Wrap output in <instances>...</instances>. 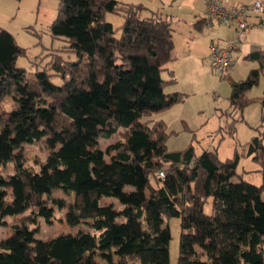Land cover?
<instances>
[{"label": "trees", "instance_id": "trees-1", "mask_svg": "<svg viewBox=\"0 0 264 264\" xmlns=\"http://www.w3.org/2000/svg\"><path fill=\"white\" fill-rule=\"evenodd\" d=\"M144 9L116 0H58L49 32L68 44L49 53L48 68L35 77L16 66L25 50L0 30V226L15 218L12 233L0 240V264H100L98 257L105 264L135 258L169 264L165 216L180 218L177 264H264V168L260 185L233 182L237 153L221 160L212 151L196 154L192 145L169 151L163 121L140 120L185 96L164 92L175 82L168 66L173 28L160 13L142 17ZM106 13H122V24L113 27ZM246 58L257 68L230 83L228 97L239 111L255 101L246 92L264 73V51ZM8 97L16 105L5 110ZM261 103L264 108V96ZM118 132L120 140L98 145ZM34 145L44 152L37 169L26 164V149ZM247 155L264 158L260 139L253 137ZM57 190L71 199L51 197ZM57 209L64 210L59 217ZM38 220L84 223L98 233L77 230L39 241Z\"/></svg>", "mask_w": 264, "mask_h": 264}, {"label": "rangeland", "instance_id": "rangeland-1", "mask_svg": "<svg viewBox=\"0 0 264 264\" xmlns=\"http://www.w3.org/2000/svg\"><path fill=\"white\" fill-rule=\"evenodd\" d=\"M116 1L122 4H141L147 9L142 10V17L151 16L149 11L153 10L163 12L165 18L169 17L168 14L173 16V21L166 19L174 30L173 59L168 63V66L174 72L175 82L164 88V92L178 91L184 93L185 96L181 102L170 108L143 115L140 120L142 122L149 121V124L154 121H163L164 130L167 134L165 146L169 151L183 150L192 145L196 154L205 150L212 151L217 153L221 160L231 158L237 153L239 155V163L236 168L237 175L231 180L233 182L243 180L260 185L263 177L262 168H264V164L261 163H264V158L256 161L252 155H247V151L253 137L260 139L264 146V108L259 103V98L264 92V73L260 74L258 84L246 92L247 99H254L255 102L249 103L241 111L234 110L228 101L229 82L244 78L252 65L249 62L235 63L233 74L229 76V79L226 78L227 76L223 79L220 74L209 67L208 48H206L200 56L204 62L203 67H201L200 54L197 56L195 50H200V46L206 45L209 40H196L200 45L190 42L191 34L194 33L192 28H195L194 15L200 8L199 0ZM57 4L58 0H0V30L10 33L16 43L24 48L25 52L17 57L15 64L17 67L24 68L31 77H35L36 70L48 68L47 61L51 58L49 53L64 48L68 44L64 39L53 37L49 32V26L56 17ZM166 14L167 16H165ZM180 18H182L181 22L179 21ZM105 19L113 27H118L124 20L122 13H106ZM216 27L208 30L207 35ZM219 30L225 31L226 28ZM60 54L63 56L68 54V58H66L70 59V53ZM195 56H197V63L193 62ZM205 58L208 65L204 61ZM47 72L52 74L51 70ZM165 75V73L162 74L163 77ZM50 80L57 85L61 84L59 76L52 75ZM15 105V100L8 97L2 103V108L10 110ZM232 123L233 129L230 130ZM121 138L118 132L108 139L99 138L97 142L104 149ZM26 150V164L37 169L36 160H42L44 155L41 146L34 145L31 149ZM124 190H132V187L126 185ZM51 197L71 199V195L60 190L54 191ZM51 197H43L48 206H51ZM103 200L113 204L117 210L122 208L116 198L103 197ZM210 203L211 200L205 206L206 212L210 211ZM63 213V209L55 210L57 217ZM27 214L28 212L24 215ZM165 217L171 235L168 245L169 264H177L181 232L180 218L177 216ZM14 219V217H7L5 223L0 226V240L12 233L10 224ZM35 224L36 222H34ZM77 230H84L92 234L98 233L85 226L84 223L69 226L64 221L51 220L45 222L38 220L35 238L39 241H46L59 233L69 234ZM100 258H97L99 262H101ZM129 262L130 264H140L136 258Z\"/></svg>", "mask_w": 264, "mask_h": 264}, {"label": "crops", "instance_id": "crops-1", "mask_svg": "<svg viewBox=\"0 0 264 264\" xmlns=\"http://www.w3.org/2000/svg\"><path fill=\"white\" fill-rule=\"evenodd\" d=\"M253 1L254 0H232V5L236 6L238 8H243V7L249 6ZM260 1H262L264 3V0H260ZM199 4H200V8L194 15V17H195V23H194L195 28H192L194 33L191 34L190 42L197 43L196 40H198V41H201V40H207L208 41L209 40L208 43L206 44L207 47H206V45H201L200 50H195V53L197 56L200 54L199 55V61H200L201 67H203V65H204L203 58H200V56H201V53H203L206 50V48H209V45L211 43H215V42L223 43L225 41H230V40L235 39L236 35H235V26L234 25L220 26L219 24H214V26L213 25L206 26L204 24V21H203V19L205 17V10H206L205 1L199 0ZM153 11L160 13L163 16V12H161L159 10H157V11L153 10ZM168 15H169V17L167 16V14L165 15V16H167L166 18L168 19V21H173V16L171 14H168ZM179 21L181 22L182 18H180ZM251 21L254 24L253 27L248 28L242 32L240 46L232 54L233 63H232V66L230 67V69L228 71V74L226 77L227 79H229V76L231 74H233L235 63L249 62L252 66L247 71V74L251 69L257 68L256 63H254L253 61L249 60L246 57L251 53H255L258 51H264V12L259 17L253 16L251 18ZM215 26H217L216 29H214L213 31H211V33H209L207 35V31L214 28ZM220 28H226V30L220 31L219 30ZM173 32H174V30L172 31V34H173ZM172 39H173V36H172ZM173 44H174V41H173ZM197 44L200 45V43H197ZM173 50H174V48H173ZM197 56L194 57L193 62L197 63ZM207 60L209 62L208 57H207ZM204 61L206 62V58L204 59ZM208 62H206L207 65H208ZM169 68H171V67H169ZM233 81H236V80H231L229 83H232ZM175 92H178V91H175ZM170 93H174V92L172 91V92H169V94ZM263 96H264V92H263L262 97ZM262 97L259 98V103L261 104V107L263 108L262 103H261ZM253 102H255V101H253ZM253 102H251L250 104H252ZM100 261H101V262H99L100 264H105L104 260L100 259ZM115 261H116V259H115ZM126 264H130V262H127Z\"/></svg>", "mask_w": 264, "mask_h": 264}, {"label": "built area", "instance_id": "built-area-1", "mask_svg": "<svg viewBox=\"0 0 264 264\" xmlns=\"http://www.w3.org/2000/svg\"><path fill=\"white\" fill-rule=\"evenodd\" d=\"M204 1L206 25L217 23L223 26H235V39L223 43H211L209 46L210 66L221 75H226L232 63L231 54L240 46L242 32L253 27L251 16L259 17L263 14L264 3L254 0L249 6L238 8L232 5V0ZM159 175L163 176V172H159Z\"/></svg>", "mask_w": 264, "mask_h": 264}]
</instances>
